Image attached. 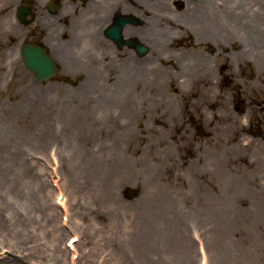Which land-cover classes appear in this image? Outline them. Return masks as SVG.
Wrapping results in <instances>:
<instances>
[{
  "label": "rangeland",
  "instance_id": "374dc122",
  "mask_svg": "<svg viewBox=\"0 0 264 264\" xmlns=\"http://www.w3.org/2000/svg\"><path fill=\"white\" fill-rule=\"evenodd\" d=\"M185 1L181 47L168 48L172 41L164 37L162 62L149 56L146 70L128 77L124 90L130 92L115 95L125 117L126 100L142 105L140 128L132 118L133 143L156 151L162 164L156 185L140 178L125 182L119 194L127 203L161 206L159 264H264L263 0H212L209 14L216 21L202 31L201 23L198 29L187 20L195 6ZM15 3L0 0V264H125L109 243L103 247L109 255L87 243L99 233L92 215L80 226L63 150L68 142L83 148L116 141L112 123L87 118L88 110L102 116L98 100L76 86L90 73L101 83L122 81L125 70L108 76L60 69L37 81L21 58ZM102 87L105 100L114 98L111 86ZM63 102L72 108L64 119ZM174 176L186 183L180 226L167 208L176 199L169 181ZM67 190L72 218L65 225L56 198ZM82 231L80 248L86 250L73 263L67 239Z\"/></svg>",
  "mask_w": 264,
  "mask_h": 264
},
{
  "label": "bare ground",
  "instance_id": "6f19581e",
  "mask_svg": "<svg viewBox=\"0 0 264 264\" xmlns=\"http://www.w3.org/2000/svg\"><path fill=\"white\" fill-rule=\"evenodd\" d=\"M199 3L201 4H193L195 6L192 8L194 11L191 10V17L187 16V20L191 19V25L195 24L198 29L197 22L201 23L200 31H202V27H211L216 19L215 17L211 19L209 14L210 10H214V6L211 4L212 0H201ZM261 8L264 9V0ZM144 70H146L145 67L127 68L125 71L123 70L124 80L111 83H101L91 73L84 77L86 78L85 82L82 81L76 87L81 88L82 91L88 94H93L98 100L95 110L102 114V116H97L93 111L88 110L86 112L87 118L98 119L103 122L101 123L102 126L112 123L118 129V136L112 144L106 143L83 148H69L68 140L66 148L63 149L67 154H64L67 159V164L64 162V166L69 165L67 177L69 184L72 186L71 197H69V190H67L59 202L64 209L62 215L64 224L71 222L68 197L73 198L75 201L74 207L80 206L78 210L81 219L80 226H83L85 219L92 215L94 221L92 227L99 233L97 239L93 235H91V238L87 237V243H95L94 248L100 249V255H109L108 249L103 248L105 244L109 243L112 249L115 250L116 255L125 264H159L161 254L163 216L159 203L157 201L147 202L146 204L141 203L140 205L137 202L127 203L123 201L119 194V188L125 182L145 178L156 185L158 177L162 176V164L159 154L150 148L133 143L136 133L132 127V118H137V125L140 128L141 122L138 118V109L142 110V105L137 103L134 98L126 100L125 106L128 105L127 111L129 114L126 112L127 116L125 117V114H121L122 111H120L118 103L115 102L116 94L121 91L130 92L124 89L129 86L128 77L132 75V72H142ZM102 86H111L109 94L114 95V98L105 100L103 95L108 91ZM128 97L131 96L128 95ZM102 99L105 101L103 102ZM61 109L60 118L71 117L72 108L67 102H63ZM114 109L117 112H113ZM202 174H204V171H202ZM205 180H208V183H213L210 177H206ZM169 181L173 188L171 194L176 199L168 201L167 208L169 212L174 214L180 226L184 223V217L180 214V210L188 205L185 203L186 200L184 201L182 198L186 194V183L179 179V176H174ZM52 206L57 208L56 205ZM198 209L200 210V208ZM199 210L196 212H199ZM72 236H78V240L72 246L67 245L65 251H68V257H70V252L73 251L71 254L74 263L75 256L79 258L78 261H82L84 256L83 251L86 249L80 248V242L82 237H85V232L82 231V235L76 233ZM72 236L68 237L67 242Z\"/></svg>",
  "mask_w": 264,
  "mask_h": 264
},
{
  "label": "flooded vegetation",
  "instance_id": "af4514ba",
  "mask_svg": "<svg viewBox=\"0 0 264 264\" xmlns=\"http://www.w3.org/2000/svg\"><path fill=\"white\" fill-rule=\"evenodd\" d=\"M185 6L180 0H16L14 18L23 36L20 51L25 43L47 44L59 70L110 76L146 67L149 56L162 62L164 37L172 41L168 48L181 47ZM21 9L28 11L24 19Z\"/></svg>",
  "mask_w": 264,
  "mask_h": 264
},
{
  "label": "water",
  "instance_id": "95a60500",
  "mask_svg": "<svg viewBox=\"0 0 264 264\" xmlns=\"http://www.w3.org/2000/svg\"><path fill=\"white\" fill-rule=\"evenodd\" d=\"M28 11L21 9L20 17H24ZM22 55L26 66L33 71L37 81H43L52 77L58 69V65L48 47L41 44H25L22 49ZM131 196L134 195L133 189L129 188Z\"/></svg>",
  "mask_w": 264,
  "mask_h": 264
}]
</instances>
